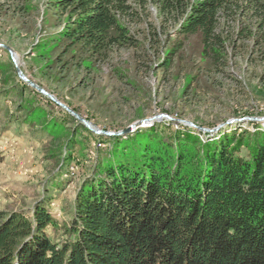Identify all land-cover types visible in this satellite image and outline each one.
I'll return each mask as SVG.
<instances>
[{
	"label": "trees",
	"instance_id": "1",
	"mask_svg": "<svg viewBox=\"0 0 264 264\" xmlns=\"http://www.w3.org/2000/svg\"><path fill=\"white\" fill-rule=\"evenodd\" d=\"M52 4L64 27L42 47L60 46L74 59L77 52L83 54L88 66L104 62L117 49L142 47L132 30L135 23H145L159 44L156 37L176 27L169 61L193 35L199 37L202 56L214 65L226 63L229 47L238 40L264 42V0ZM149 4L158 9L159 25L147 20ZM78 61L82 64V58ZM31 104L27 115L18 119L14 113L9 121L19 120L20 129L39 124L51 135L62 131L58 120H43L46 110L34 100H23L18 110ZM92 134L113 146L83 177L71 221L62 226L65 238L49 236L48 228L59 229V224L44 200L31 215L0 208V264H264L263 127L223 131L213 139L163 123L126 138Z\"/></svg>",
	"mask_w": 264,
	"mask_h": 264
},
{
	"label": "rangeland",
	"instance_id": "2",
	"mask_svg": "<svg viewBox=\"0 0 264 264\" xmlns=\"http://www.w3.org/2000/svg\"><path fill=\"white\" fill-rule=\"evenodd\" d=\"M148 12L149 22H162L154 4L148 5ZM63 27L64 17L52 0H0V208L31 215L34 205L44 200L59 224V229L47 230L55 241L65 238L62 226L71 221L83 177L113 145L23 80L18 68L105 131L118 132L147 118L154 120L131 133L161 123L200 132L197 126L214 129L222 125L216 132H203L213 139L223 131L264 128V42L238 40L229 47L226 63L214 65L202 56L199 37L193 35L169 61L168 49L178 38L176 27L156 37L159 44L153 42L145 23H135L132 30L142 47L117 49L104 62L88 66L83 54L77 52L74 59L63 54L60 46L50 51L42 47L44 40ZM26 99L42 105L47 113L43 120H58L62 131L51 135L39 124L20 129L19 120L11 123L10 115L21 119L32 109L33 104L18 110Z\"/></svg>",
	"mask_w": 264,
	"mask_h": 264
},
{
	"label": "water",
	"instance_id": "3",
	"mask_svg": "<svg viewBox=\"0 0 264 264\" xmlns=\"http://www.w3.org/2000/svg\"><path fill=\"white\" fill-rule=\"evenodd\" d=\"M8 48V47H7ZM8 50L10 51L11 55H12V58L13 60L16 62L17 64V61H16V57H15V54L13 53V51L8 48ZM18 72H19V75L20 77L27 81L31 86H33L34 88L38 89L41 93L47 95L49 98H51L52 100H54L55 102H57L59 105H61L62 107L66 108L70 113H72L74 116H76L80 121H82L85 126L87 128H89L91 131L97 133V134H106V135H110V136H121V135H127L129 133H131L134 128H138L139 125H144L148 122H152L154 119L153 118H147V119H143L137 123H135L134 125L132 126H129L123 130H120L118 132H111V131H105V130H101V129H98L96 126H94V124H92L90 121L86 120L84 117L80 116L78 113H76L75 111H73L70 107H68L67 105L61 103L60 101H58L52 94L48 93L45 89H43L42 87L38 86L36 83H34L33 81L29 80L24 74L23 72L20 70V68H18ZM236 121H240V120H236ZM222 127V125L214 128V129H208V128H204V127H199L197 126V128L203 132H216L218 130H220Z\"/></svg>",
	"mask_w": 264,
	"mask_h": 264
}]
</instances>
